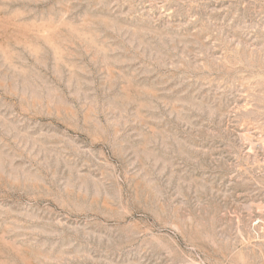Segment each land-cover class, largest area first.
I'll list each match as a JSON object with an SVG mask.
<instances>
[{
	"label": "rangeland",
	"instance_id": "obj_1",
	"mask_svg": "<svg viewBox=\"0 0 264 264\" xmlns=\"http://www.w3.org/2000/svg\"><path fill=\"white\" fill-rule=\"evenodd\" d=\"M264 0H0V264H264Z\"/></svg>",
	"mask_w": 264,
	"mask_h": 264
},
{
	"label": "built area",
	"instance_id": "obj_2",
	"mask_svg": "<svg viewBox=\"0 0 264 264\" xmlns=\"http://www.w3.org/2000/svg\"><path fill=\"white\" fill-rule=\"evenodd\" d=\"M253 228L260 229V233L264 237V217L262 219H255L252 224Z\"/></svg>",
	"mask_w": 264,
	"mask_h": 264
}]
</instances>
